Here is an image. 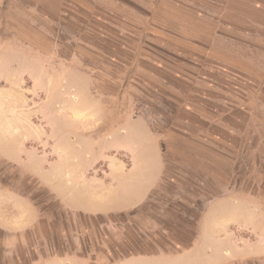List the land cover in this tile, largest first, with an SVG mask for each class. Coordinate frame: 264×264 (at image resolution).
Here are the masks:
<instances>
[{"label": "rangeland", "instance_id": "obj_1", "mask_svg": "<svg viewBox=\"0 0 264 264\" xmlns=\"http://www.w3.org/2000/svg\"><path fill=\"white\" fill-rule=\"evenodd\" d=\"M160 4L0 0V205L22 194L41 216L14 263L0 247V264H83L84 256L86 264H126L188 245L199 230L209 243L211 224L221 227L232 205L238 223L219 234H233L236 246L218 263L264 264V256L245 255L264 243V42L250 40L247 53L220 59L228 67L202 72L213 88L195 86L157 65L150 39ZM140 115L157 132L171 124L184 134L174 137V152L162 146L160 186L126 214L70 209L97 201L131 170L138 153L123 148L137 140L128 125ZM230 192L245 194L226 201ZM218 198L223 215L210 208L197 226ZM249 218L252 226L242 227ZM215 248L227 252L225 240Z\"/></svg>", "mask_w": 264, "mask_h": 264}, {"label": "crops", "instance_id": "obj_2", "mask_svg": "<svg viewBox=\"0 0 264 264\" xmlns=\"http://www.w3.org/2000/svg\"><path fill=\"white\" fill-rule=\"evenodd\" d=\"M218 2L222 4L221 10H218ZM153 19L154 34L150 42L158 59L162 60H157L156 64L166 67L179 78L184 77L195 86L213 88V82L200 81L202 72L212 71V67H228V60L221 62L222 57L235 56L236 50L241 52L246 51L245 47L251 48L247 44L250 40L259 39L264 42V0H161ZM257 49L264 55V46ZM149 120V117L140 115L133 118L128 125L129 135L137 140H132L123 150L136 151L138 154L131 160L130 171L123 168L120 171L115 181L117 186L107 188L97 201L79 207L69 206L70 209L84 215H121L138 209L148 201L160 186L166 170L167 163L162 146L165 144L169 151L174 152L171 147L174 137L179 134L184 136L180 133L181 128L172 127L171 124L157 132L151 127ZM207 139L210 138L206 137L205 142ZM236 194L245 193L230 192L226 195V201H229L228 197ZM7 198L0 205V231L6 235L0 239V247L10 256L8 262L14 263L17 260L14 255L17 248L28 245L31 237H37L41 216L38 207L25 195L10 192ZM57 199L62 200L60 197ZM217 202L219 198L210 202L211 206L216 207H206L197 221V226L207 224L205 213L210 208L211 215H223V210L218 209L220 203L217 205ZM224 214L226 218L221 227L211 224L213 232L209 243L203 241L199 230L188 245L183 246L177 242L178 247L169 251L137 254L128 257L126 264H224L218 263V256L223 260L226 256L223 254H228V249L233 250L236 245L233 234L220 239V230L226 231L227 227L238 223L233 205ZM246 220L248 221L244 220L242 227H251L250 218ZM258 226L260 231L263 230L264 224L259 223ZM224 240L227 252L214 249V246L217 247ZM262 246V249L254 247L252 253L246 252L245 255L247 258L264 256V243ZM82 262H88L85 256L82 257Z\"/></svg>", "mask_w": 264, "mask_h": 264}]
</instances>
